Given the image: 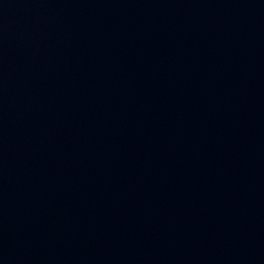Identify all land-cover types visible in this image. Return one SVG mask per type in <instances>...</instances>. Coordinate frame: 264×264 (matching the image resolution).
I'll list each match as a JSON object with an SVG mask.
<instances>
[{
  "label": "water",
  "instance_id": "water-1",
  "mask_svg": "<svg viewBox=\"0 0 264 264\" xmlns=\"http://www.w3.org/2000/svg\"><path fill=\"white\" fill-rule=\"evenodd\" d=\"M0 264H264V209L128 161L0 141Z\"/></svg>",
  "mask_w": 264,
  "mask_h": 264
}]
</instances>
